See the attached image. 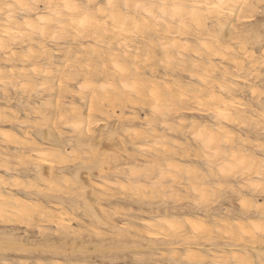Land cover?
<instances>
[{"label": "bare ground", "instance_id": "1", "mask_svg": "<svg viewBox=\"0 0 264 264\" xmlns=\"http://www.w3.org/2000/svg\"><path fill=\"white\" fill-rule=\"evenodd\" d=\"M41 4H43L42 9L40 7ZM263 5H264V0H0V89L3 92L2 94H4V99L9 104L12 96L9 95L8 88L17 86V83L14 82L15 78H20V79L26 80L29 83L33 82V84H34V81H32V80H34L35 78L32 79L31 78L32 76L37 75V74H41L42 76L48 78L49 75H52V71L47 70L46 67H44V68L42 66L40 67L39 63L36 62V60L45 59L46 61H52V58H53L52 53L53 52L51 53V51L48 49L49 45L48 46L46 45V41L50 40V41L56 42V40L58 41L59 39H66L65 42H69L71 45H69V46L66 45L64 54H62V56L67 58V59H65V60L63 59L64 63H62V64L65 66L63 69H62L63 66L61 67V75L59 76L60 82H59V84L57 83L58 84V92L57 93H59L60 99H57V101H54L56 103V106H55V104H54V106L57 107L55 113H56V115H58V117H57L58 121H56V122H59V123L68 122L69 123V122L73 121V122H75V124L73 125L74 128H76L75 130H78V131L80 130V132H82L83 128L85 129V127H87L88 124H91L92 120L88 121V119L91 117H94L93 116L94 113L109 116L108 115L110 112L109 109H111V111L113 110V112L115 114L116 110H114V109L116 108L117 105L132 106V103L134 104L135 100L137 101L138 99L140 101H143V102H146L149 104L150 103L153 104V105L151 104L153 114L152 115H146L145 114V116L143 118V120H144L143 125L145 126V130H141V131L137 132L136 135H134V136H136V139L141 140V142H142L141 145L143 147L145 146L147 139H149V140L151 139L150 141L153 142V144H151V142L149 141L151 145H154V143H155V145L157 146V144H158L159 147L157 146V148H156V146H155V148H156L154 150L155 152H147V153H141V154L140 153L139 154H133L132 153V155L125 152L126 158L128 160L132 161V166L128 170L131 181L133 180V181L137 182L138 179L141 177L140 174L142 172H143L142 177L144 178V180H146V179L149 180L148 178H150V175H149L150 172L157 171V173H159V175L161 176V177H158V179L159 180L161 179L160 183L162 184V178H163L162 176H164L163 179H165L166 176H170L172 174L171 173L170 175L168 174L166 176L164 175L166 173V170L168 171L169 169H171L170 170L171 172H172V170H178V172H179V170L182 171L185 168V171H187V173L191 170V174L192 173L194 175L196 174L194 171L195 169L193 170V168H196L197 166H195L193 168L190 167V164H189L190 160L187 163L189 165H183V160H179V158H182V157H184L185 159L190 158L189 151H191L190 147H191L192 142L190 141V143H187L182 137V141L183 140L185 141V142L183 141V145L185 143H187V144H189V146H182V144L180 143V140H179V143L177 142L178 141L177 138H176V142L174 140H173L174 142L172 141L175 144L172 143V145H169L168 144L169 143L168 138L170 136L167 135L168 133H166V131H163V133H160L156 127L158 124H160V125L168 128V130L173 129L172 131H175V133H177L176 131L179 130V133L181 132L182 134H185V131H187V129H188L186 127H187V124L189 123V121H190L189 127H191V128H189V130L191 129L194 132V136H195L192 138H195V140L197 139L201 142L200 144L196 143L199 145H198V147H196L198 149L195 150V153H196L195 155L197 157H200V160L204 163L206 169L208 170V173L210 174V177L215 176L217 173L218 174L224 173L222 175V176H224L225 175L224 169L225 170L228 169L227 171L229 172V171H232L233 169H235L234 167H238V166L246 168L251 173H253V171H254L256 173V175L262 176L264 174V157H262L263 155H260V153H259V155L263 159H259L260 156L256 157V155L253 153L254 152L253 150L256 149L255 147L253 150L251 148H249L253 151L252 153H250L249 149L248 150H246L244 148L242 149L241 144L239 143L240 141L239 142L237 141L236 135L233 132L234 129L233 128H232L233 130L230 129L231 131L228 130V128L226 126L227 124L224 125V123H231L232 124L233 122L238 123L239 121H243V120H246V123H247L248 119H250V117L253 116V112L249 109V105L247 106L248 108L244 107L245 104L241 101V100H243L242 98H244L245 96H243L241 99L236 98V93L237 92H239V93L243 92L244 85H245V87H247V86H246V84H244L242 87H240V86L238 87V85H236L237 83H235V81H234V78H236L238 80L242 79V81L244 80L246 82L251 78V74L248 75L247 73L250 70V68H252L254 66L253 64L255 62H256L255 67L257 69L255 71H252V73L261 69V66L264 67V61L263 62L261 60H260L261 62L258 61L259 59H262V57H264L262 55V51H261V49H264L263 48L264 46L260 45L261 39L259 38L260 37L259 33H257V27H252L251 24H248V25L246 24V23H248L247 22L248 19H251V17L253 16L252 13L259 11L260 9L264 8ZM226 19H228V21H230V19L233 20L232 23L230 22V27L226 26V24H225ZM224 26H226L225 29L222 28ZM253 37H255V43L259 44L261 47L256 48V50L253 51V50H250L252 47L251 46L249 49L250 52H248V48H247L248 45L246 46V43L247 44H249V43L246 40L251 39ZM261 38H262V36H261ZM85 42L87 44H90V45H88V50H85L87 52V58L89 56V59L91 61L96 60V62H99V64L97 66H95L94 70L91 69L92 66H91V68H90V66L88 68V66L86 67L85 65H83L84 63H82V61L80 60V57H81V59H82V57H84V56H80L82 49L81 50L77 49L74 51V49H73L74 46L72 47V44L75 43V45H77L78 48H80V47L83 48L82 46L85 44ZM88 42H91V43H88ZM59 44L56 47H58ZM52 50H54V49L52 48ZM58 50H59V48H58ZM251 51H253V52H251ZM257 51L258 52L261 51L260 54H257L258 53ZM55 53L56 52H54L53 54H55ZM238 53H239V55H236ZM59 54H60V52H59ZM82 54H83V52H82ZM83 55H85V53ZM243 55H244V57H246L244 59L246 61H248V63L252 64V67H250L249 69H248V66H246V64L244 63ZM234 56H238V58L239 59L241 58L242 60L238 59L239 60L238 61L237 57H234ZM186 57H188L190 60H187L188 58H186ZM56 58H58V57H56ZM216 58H221L222 60H228V61L231 59L232 60L231 62H233V66L235 67L234 70L236 69V74L231 70V67H229L227 65L225 66L223 64L224 66H221V64H219V62H218L219 65H217L216 62L214 61ZM233 58H236V61H234ZM69 59L70 60L73 59L74 62L70 63L71 61H69ZM85 59H86V57H85ZM218 61H221V60H218ZM84 62H86V61H84ZM2 63L9 65L7 67L8 69H5L4 68L5 66H3ZM28 63L30 64V70L33 72L34 75H30L32 72L30 73V70L28 69L29 67L26 68V64H28ZM92 63H95V61ZM92 63H90V64H92ZM250 64H249V66H250ZM87 65H89V64H87ZM233 66H232V68H233ZM246 67H247L248 71L245 70ZM56 68L58 69V67H56ZM240 70H243V72ZM238 71H240V72H238ZM181 72H186L188 74L187 75L188 77H190L191 79L195 78L198 80V82H196V83L194 81H192V82H194L193 88L188 87L189 83L186 82L187 83L186 84L184 82V80H182L183 76H182V74H180ZM261 73H263V72H261ZM259 74L257 75V72H256V77L254 79H256V78L260 79V77H262V76ZM57 75H58V73H57ZM174 75H177V78H175ZM80 76H82V80L78 81V85H79L78 86V93H79V96L81 98L80 101H82L83 103H87V100L89 101V107H88L89 114L87 115V117H89L88 119H85L83 112L81 110H79L77 106H75V102L73 100L67 102L64 99V97H66V94L72 93V91H73V89H69V81L78 80ZM97 76H104L107 79H106V81H102V79H101L102 83H100V85L99 84L97 85L96 83L91 82V80H93ZM249 76H250V78H249ZM252 76H253V74H252ZM170 77H174V79H172V80H175L173 82H176V85H177V87H176V85L174 84L175 89L173 87V83L171 84V83L166 81ZM184 78H185V76H184ZM52 79H53L52 82H55L53 77H52ZM89 79H90V81H89ZM160 79H161V81H163L162 79H165L164 81H166V82L161 83ZM191 79H188V80H190V83H191ZM58 80H59V78H58ZM38 81L40 83H42L43 80L40 81L38 79ZM46 81L44 80V82L47 84ZM168 81L171 82V80H168ZM249 81H251V80H249ZM27 82H25V83H27ZM107 82L109 83L108 84L109 86H106ZM260 82H258V83L260 84ZM35 83H37V81ZM250 83L252 84L253 82H250ZM258 83H256V85ZM42 84H44V83H42ZM31 85H29V86H31ZM249 85H248V87H249ZM23 86H22V88H23ZM39 86H40V84L38 85V87ZM41 86H43V85H41ZM47 86H44V87H47ZM251 86L249 88H251ZM44 87L42 88L43 90H44ZM53 87H54L53 85H50L49 88L48 89L46 88V89L50 90V92H51L53 90ZM16 88H14V90H16ZM259 88H260V86H259ZM23 89H22V91H23ZM39 89L32 88V90H30L28 92L26 90H24V91H26L25 93L28 94L27 98L26 99L22 98V97L18 98V101L21 103L20 106H22V107L27 106V108L29 110H31L30 112L35 114V115H38L39 113H41V111H43V110L40 111V109L36 106V103L34 102L35 99L33 100V98H32L35 96L38 97V95L40 96L41 93L39 92ZM262 89H263V87H262ZM250 91L252 92V94L254 96L256 95V98H258V100H260V95H262V94L264 95V90L261 91V89H260V91H259V89L256 88V86H255V88L254 87L251 88ZM241 94H243V93H241ZM49 96H50V94H49ZM51 98L54 99L53 96H51ZM256 98H253V99L256 100ZM191 99L193 102H195L197 104L195 106H198L196 111L199 112L200 114H202L201 116H204V115L210 116L211 120L212 119L214 120V123L210 124L211 122L207 123V122H204L203 120L198 121V122L195 120L191 121L192 113L189 111H191L192 109H190L189 111L187 110V109L193 107V106H190V107L188 106L189 102L190 103L192 102ZM261 99H263V98H261ZM178 101L180 103L179 105H181V106H180V108L177 107L178 109L175 111L176 116H172L173 115L172 112L176 108L175 103ZM187 101H189V102L187 103ZM51 104H50V106H52ZM251 104H252V102H251ZM258 104L264 109V104H260V103H258ZM43 105L46 106L47 104L45 103ZM173 105L175 107H173ZM176 105L179 106L178 104H176ZM189 105H191V104H189ZM250 106L254 107V105L253 106L250 105ZM4 108H6V107L4 106ZM43 108H44V106H43ZM41 109H42V107H41ZM120 109H122V108L120 107ZM132 109H134V108H132ZM251 109H253V108H251ZM255 109H257V108H255ZM142 110L144 111L145 108ZM184 110H185V112L188 111L187 113L191 114L189 117L190 120L188 121V123L186 121H184V118L186 116L183 113ZM257 110H259V109H257ZM194 112H195V110H194ZM55 113H53V114H55ZM144 113H145V111H144ZM116 114H118V113H116ZM126 115L129 116V113ZM126 115H125V117L123 115L122 116L119 115V117L116 116L119 118V121L118 122L114 121L115 124L116 123L119 124L120 122L123 123V122H125L126 119H129V120L132 119V121L128 120L130 123H132L137 119L139 120V118H140L138 116L127 117ZM261 115L264 116V113ZM27 116L30 117L29 114H27ZM198 116H200V115H198ZM45 117L46 116H44V118ZM173 117H176V120L179 119V121H177L179 123L178 124L179 127L178 126L174 127L175 126L174 124H176V121L171 122ZM254 117L255 116H253V118ZM51 118H53V117H51ZM71 118L73 120H71ZM192 119H193V117H192ZM186 120H188V119H186ZM5 121H11V122L19 125V127L24 126L26 129L25 128L22 129V135H24V136H21V135H18L17 133L15 134L14 132L10 133V131H9V134L4 133L5 132L4 128L2 130L0 128V131H3V132H0L1 133L0 135L3 136V140H0V166H2V169L5 168L4 170L9 172V174L7 176L0 174V217H5L6 215L15 213V214L24 215L25 217H27L31 221V220H33V217H34L33 212L36 210L34 208V206L36 204L33 205L34 203L32 200V195H37V196H41V197L44 196V198L45 197H47V198L52 197L54 195L52 193H49L50 191L48 192L47 190H53V191L58 190V191H60L61 190L60 183L61 182H68L70 180V178H68L66 175L68 169L64 168V167H57L56 163H55L56 160L58 163H65L66 162L65 161V159L67 157L66 152L70 151V150L66 151V149H67V148H65L66 145H70L71 146L70 148H72L71 151L72 150L74 151V149L76 147H81L82 145L85 146L86 144L83 142L82 139L80 140L79 137L74 138V139L68 138L65 141L51 139L49 137V135L52 134L53 131L52 132L49 131L50 132L49 135L48 134L46 135V133H45L44 136H42L43 134L42 135L40 134L42 137L40 135L38 136L37 134L40 131L39 132L37 131L38 133H34L35 131L33 132L31 129L37 128L38 127L37 124H40L38 121H40V120L35 121V122L33 121V123H30V124L28 123V121H21L20 116H18L17 114L16 115L15 114L10 115V114H7V112H4L2 104L0 103V122H5ZM50 121H49V125L52 123V122L50 123ZM52 121H54V120H52ZM99 122H101V121H99ZM25 123H26V126H25ZM85 123H87V124H85ZM67 124H66V126H67ZM70 124L71 123H69V125ZM115 124H113V125H115ZM132 124H129V125H132ZM263 124L261 123L262 126H264ZM102 125H100V126H102ZM250 125L253 128L258 126V124H256V126H254L252 124H250ZM100 126H99V128H100ZM105 126H107V125H105ZM242 126H244V125H241V127ZM70 127H72V126H70ZM119 127H124V126H121L119 124ZM119 127L117 126V128H119ZM133 127H135V126H133ZM133 127L132 126L126 127L125 130H127V128L129 130H132ZM244 127H246V126H244ZM124 128H122V129L120 128V129L123 131ZM174 128H175V130H174ZM185 128H186V130H185ZM255 129L256 128H254L253 131ZM7 130H8V128H7ZM125 130H124V132H125ZM129 130H128V132H125V133H129L130 132ZM137 130H139L138 127H137L136 131ZM257 130H258V128H257ZM243 131H245V130H243ZM99 132H101V131H99ZM235 132H236V130H235ZM179 133H178V135H179ZM236 133H238V131ZM99 134H101V133H99ZM99 134L97 136H99ZM133 134H135V133H133ZM59 135H61V134H59ZM92 135H94V134H92ZM112 135H113V132L112 133L110 132V136H109V134H106L105 137L111 138ZM114 135H116V134L114 133ZM114 135H113V137H114ZM171 135H172V133H171ZM249 135L250 134H248L246 136H249ZM80 136H83V134ZM59 137H61V136H59ZM107 138H106V140H107ZM118 138H119V136H118ZM120 138H124V137H120ZM240 138L244 139L243 135H242V137L240 136ZM261 138H263V137H261ZM58 139H60V138H58ZM115 139H116V136H115ZM115 139H113V140L116 141ZM136 139L132 140V142H130V141H128V142L132 143L133 146L137 144L138 148L141 149L142 146L140 145V141L138 144V142L136 143V141H135ZM174 139H175V136H174ZM253 139H251V140L253 141ZM188 140H189V137H188ZM251 140H249V142ZM224 141H225V144L227 145L226 149H225L226 145H224V148L221 145V143ZM1 142L4 143L6 149L1 146ZM117 142H116V144H118V145L120 143V145H121L120 148H122L124 151L128 152V143L126 141L121 140V141H117ZM149 142H148V144H149ZM260 142H258V143L256 142V143L259 144ZM106 143H108V142H106ZM130 143H129V145H130ZM246 143H248V142H246ZM263 144L264 143H262L260 146L261 149H264ZM44 145H49V149L52 152L48 153L45 150H42L41 148ZM106 146H107V144H106ZM146 146H148V145H146ZM175 146H177V147L179 146L182 149H178ZM88 147H90V146H88ZM149 147H151V146H149ZM242 147H243V145H242ZM260 147L258 149H260ZM116 149H118V148H116ZM192 149H195V147ZM180 150L182 153H184V155L180 156L181 155L179 153ZM260 152H262V150ZM95 153H96V151H95ZM73 154H75V152ZM52 156H54L56 159H54V158L52 159ZM90 156H92V155H90ZM113 157L115 158V156H113ZM119 157H121V156H119ZM193 157H195V156H193ZM74 160H72L73 163H74ZM14 161L19 163V164H21V163L32 164V166H33L32 170H36L37 179L39 181H41L42 183L44 182L46 187L41 188L40 187L41 185L38 186L39 183L33 182L30 180V178H28L30 176V175H28V172L30 171V169H27V170L20 173L19 172L20 169L17 170L18 167L16 168L15 166H12ZM193 161H194V159H193ZM198 162L200 163V161H198ZM191 163L194 164V162H191ZM199 163H197V164H199ZM43 164L44 165L47 164L49 166V168L47 167L49 170V172H48L49 176L48 177L44 176V173H43L44 170L43 171L40 170V168ZM84 164H86V163H84ZM84 164L82 163V165H84ZM86 165H88V164H86ZM90 165L92 166V164H89V168L91 167ZM200 165H202V164L200 163ZM97 166H99V164H97ZM82 167L79 169H82ZM240 167H238V168H240ZM92 168L98 169V167H95V166ZM99 168H100V166H99ZM238 168L236 170H238ZM100 169L98 170L101 172V173L99 172L100 173L99 177L106 182L108 181L109 183L111 180V179L110 180L108 179L110 175L115 177V179H118L117 177L119 176V174H121L125 171V170L124 171L120 170L119 165H117V166L113 165L108 170H105L106 168L104 169V167H102ZM199 169L201 171H203L202 168L198 167V170ZM241 169L242 168H240L239 170H240V173L243 175V173H245V172L242 173L243 169L242 170ZM198 170H196V171H198ZM147 171H149V172H147ZM170 171H169V173H170ZM192 171H194V172H192ZM233 171H235V170H233ZM233 171H232V173L231 172L230 173L235 178V175L233 173H235L236 171L235 172H233ZM238 171H237V173H238ZM244 171H245V169H244ZM45 173H46V171H45ZM180 173L182 174V172H180ZM185 173L186 172H184V174ZM201 173L203 174L205 172H201ZM184 174H183V176H184ZM198 174H200V173H198ZM198 174H196V175H198ZM175 175L173 174L174 177H177ZM194 175H193V177H194ZM196 175H195V177H196ZM226 175L230 176L229 174H226ZM252 175H254V178H255V174H252ZM170 177L173 180V177L172 176H170ZM256 177L257 178H255V180L259 179L258 176H256ZM22 178H23V180H22ZM24 178H26V179H24ZM212 178L211 179L209 178L210 180L208 179V181L206 180V182H203L207 178H205V177L201 178V176H200V181L203 179V181H202L203 184L206 183L204 186H206L207 183L208 184L210 183V185L212 184V186H214V184H215V187H221V184L226 182L225 181V182L221 183L220 186H217L218 183L221 182L220 181L221 178L219 180L215 178V181L212 180ZM217 178H219V177H217ZM243 178H242V180H243ZM106 179H108V180H106ZM155 179H157L156 176H155ZM177 179L182 180V178H178V177H177ZM247 179L248 178H245L246 182L248 181ZM93 180H94V178H93ZM153 180H154V178H153ZM175 180L176 179H174L173 181L176 182ZM187 180H189L188 177H187ZM255 180L253 182H256ZM262 180H264V178H262L261 181ZM87 181H89V180H87ZM200 181H197V183ZM141 182L142 181H140V183ZM89 183H87V184H89ZM92 183H94V181ZM92 183H91V186H92ZM99 183H101V182H98V185H96V186H100L101 184H99ZM155 183L157 184V182H155ZM188 183H191V181ZM249 183L250 182L248 181L246 184V187L253 185L252 183L249 185ZM260 183H259V185H262ZM262 183H264V182L262 181ZM117 184H119V183H117ZM129 184H130V181H129ZM139 184H136V186ZM143 184H144V182L140 185L141 188H142ZM146 184H144L145 186L143 185L145 188H146ZM151 184L155 185V187H156V184H154V183H151ZM229 184L230 183L228 182V187H229ZM240 184H243V182ZM244 184L241 186L239 185V187L243 186L242 188H244ZM109 185L113 186V183L112 184L110 183ZM122 185H123V183L121 184V188L124 187V186L122 187ZM163 185H161L160 188ZM169 185H171V182ZM193 185L194 184L191 183V186H193ZM230 185H232V184H230ZM257 185H255V187ZM91 186L89 184L88 187H91ZM103 186H104V184H103ZM223 186H224V184H223ZM72 187H73V185H72ZM101 187H102V185H101ZM129 187H131V185ZM215 187H212V188H215ZM260 187H262V186H260ZM12 188L22 189V191L25 192L26 197L23 198L22 196H19L17 193H13L11 191ZM112 188H114V187H112ZM124 188H126V187H124ZM138 188H140V187H138ZM164 188L166 189V186L165 187L163 186L161 188V190H164ZM171 188H174V187H171ZM233 188L234 187L232 186V190H233ZM110 189H108V192L110 191ZM194 189L192 188L193 191H194ZM219 189H221V188H219ZM229 189H230V187H229ZM250 189H253V188H250ZM87 190H88V188H87ZM214 190H212V193ZM75 191H76V189H75ZM133 191H136V189ZM196 191H197V189L195 190V192ZM202 191H203V189H201V195L200 196L203 195ZM234 191L235 190H233L232 193ZM238 191L240 192V189ZM259 191H260V189H259ZM197 192L200 193V190H198ZM204 192L207 193L206 191H204ZM209 192H211V191L209 190ZM209 192H208V194H209ZM205 193H204V195L206 196ZM251 193H253V192H251ZM258 193L260 194L261 192H258ZM258 193L256 192L255 194H258ZM164 194L168 195V192L167 193L165 192ZM170 194H172V192L169 193V195ZM249 194H250V192H249ZM85 196H86V194H85ZM139 196H141V195H139ZM241 196H242V194H241ZM60 197H62V196H60ZM207 197H208V195H207ZM243 197H244L243 200L246 203L245 199L249 200V197L248 198H245L247 196H243ZM202 198H205V197L202 196ZM242 198L240 199V201H242ZM39 199H41V198H39ZM103 199H105V198L102 197V201H103ZM57 200H59V199H57ZM82 200L84 201V199H82ZM120 200L122 201V199H120ZM134 200H137V199H134ZM200 200H201V198H200ZM86 201L89 202V200H87L85 198V202ZM95 201H97V200H95ZM140 201H142V199ZM197 201L198 200H196V202H194V203H197ZM254 201L255 200H253L252 202H254ZM88 202H86L85 204L89 205V203H91V202H89V203ZM142 202H144V201H142ZM142 202H140V203H142ZM199 202L201 205L203 204V203H201V201H199ZM205 202L207 204V201H204V203ZM35 203H37V202H35ZM208 203H209V201H208ZM227 203H230V202H227ZM263 203H264V199H263ZM263 203H262V206H263ZM38 204H40L39 200H38ZM56 204H58V203H56ZM149 204H151V202H149ZM160 204H161V202H160ZM206 204H204V205L206 206ZM241 204H244V203L242 202ZM246 204H248V202ZM74 205H76V204H74ZM147 205H148V203H147ZM154 205H156V204H154ZM159 205H158V208H160ZM204 205H203V207H204ZM92 206H93L92 210L95 211L96 210V209H94L95 206L94 205H92ZM233 206H235V205H233ZM259 206H261V204H259ZM35 207H37V206H35ZM116 207H118V206H116ZM244 207H247V205L244 204L243 208ZM44 208H45V206H44ZM73 208H75V207H73ZM81 208L82 207L80 206V208H78V209L80 210ZM99 208H100V206H99ZM248 208H250V207L248 206ZM248 208H246V209L248 210ZM130 209L133 210L132 208H130ZM206 209H208V208H206ZM226 209H227V207H226ZM85 210H87L86 207H85L84 211ZM258 210L259 209H256L257 212H258ZM56 211H57V209H56ZM74 211L75 210H73V212ZM100 211H102V209ZM158 211L159 210H157V212ZM235 211H237V210H235ZM85 212H87V211H85ZM97 212L98 211L96 210V213ZM204 212H206V211H204ZM239 212L243 213L242 211H239ZM53 213H55V212H53ZM124 213H126V212L124 211ZM165 213H167V212H165ZM188 213H191V212H188ZM65 214H67V211ZM91 214H92V212H91ZM105 214H106V212H105ZM216 214H218V213L216 212ZM234 214H236V213H234ZM61 215H63V213L59 214L56 217H54L55 215H52V216L49 215L46 211H42L40 213V216L43 219H48V221L56 222L57 223V224H55L56 227L58 226V224H60L59 227H61V225L63 226V222H64L65 218H64V215L63 216H61ZM67 215L69 216L70 214L68 213ZM67 215H65V216H67ZM93 215H94V213H93ZM110 215H111V213H110ZM115 215H116V212H115ZM152 215H154V213ZM70 216H74V215L72 214ZM105 216H107V215H105ZM112 216L114 217V215H112ZM233 216H235V215H233ZM248 216L250 217V214H248ZM153 217L151 216V218H153ZM185 217H187V216H185ZM68 218H70V217H68ZM75 218H76V216H75ZM105 218H103V219H105ZM159 218L160 217L158 216V218H157L158 220L155 221L156 220L155 219L154 220L155 222L154 221L149 222L147 220L148 218L147 219L143 218V219H144V222H145V220H147L146 225L149 228H155V226L159 225ZM226 218H228V217H226ZM160 220H161V218H160ZM257 220H258V218H257ZM2 221H3V219H2ZM113 221L114 220H111V222H113ZM185 221H186V224L191 225V221L189 219H185ZM227 221H225L226 224H228V222H230V221H228V222ZM262 221L263 220H261V222L258 221V223H256V224H259V223L262 224ZM83 222H85V221H83ZM161 222H162V220H161ZM213 222H216V221L213 220ZM248 222L250 223L249 220H248ZM252 222H254V221H252ZM255 222H257V221L255 220ZM91 223H92V221H91ZM124 223L127 226L126 222H124ZM172 223H173V221H172ZM178 223H180V222H178ZM244 223L242 221V218H240L238 223H237V228L239 230L238 233H240V231H241V233L244 232V234H245V232L247 230L245 224L247 222L245 224ZM99 224L100 223H98V225ZM166 224H167L166 226H169L168 223H166ZM162 225H164V224H162ZM173 225H174V223H173ZM262 225L264 226V223ZM253 226L251 225L252 228H254ZM39 227L43 229V227L38 226V228ZM161 227L162 226H160L158 231L161 229ZM174 227H175V225H174ZM207 227L208 226H206L205 227L206 229L204 228V230H209V229H207ZM227 227H226V229H227ZM229 227L233 228L230 225H229ZM251 227H250V229H251ZM180 228H181V226H180ZM256 228H258V227H256ZM256 228H254V231H256L255 230ZM64 229H66V228H64ZM163 229L164 228H162L161 231L164 232L165 230H163ZM250 229L248 230L249 232H251ZM263 229L264 228H262V231H263ZM69 230H72V229H69ZM69 230H68V232H69ZM118 230H120V229H118ZM201 230L203 231V228ZM228 230H227V232H228ZM46 231H47V229L45 230V232ZM50 231L51 230H49L48 232H50ZM158 231H156V232H158ZM198 231H199V229H198ZM220 231H223V230L220 229ZM78 232H76V233H78ZM206 232H209V231H206ZM230 232H234V230L230 231ZM230 232L228 234H230ZM249 232H247V233H249ZM174 233H172V234H174ZM221 233H223V232H221ZM56 234H58V232ZM153 234H154V232H153ZM161 234L162 233H160V235ZM180 234L183 235L182 232ZM206 234H207V236H209V233H206ZM231 234H230V236H231ZM158 235H159V233H158ZM158 235L156 234V236H158ZM202 235H204V234H202ZM226 235H227V233H226ZM235 235L233 234L234 237H235ZM165 236H167V235H165ZM195 236H196V234H195ZM233 236H232V239H234ZM161 237H162V235H161ZM236 237H237V235H236ZM241 237H243V236H241ZM250 237H252V236H250ZM255 237H257V236H255ZM238 238L239 237H237L236 239L238 240ZM241 239H243V238H241ZM150 240H151V238H150ZM160 240H163V239L161 238ZM173 240H172V243H173ZM209 240H210V238L206 241H209ZM188 241L190 243V239L187 240V242ZM166 242L171 243V241H166ZM174 242H176V241H174ZM179 242L181 244V242H183V241L181 239H179L176 243H179ZM150 243H153V240ZM163 243H164V240H163ZM235 243H233V244H235ZM126 244H127V248H128L129 244L128 243H126ZM132 244L130 243V245H132ZM197 244H199V242H197ZM197 244H193V246L197 245ZM237 244L238 243H236V245H235L236 247L238 246ZM184 245H185V243H184ZM209 245H211V244H209ZM103 246H105V245H103ZM110 246L112 248V245H110ZM134 246H135V243H134ZM202 246H204V245L201 244L200 247H202ZM230 246H227V247H230ZM235 246L233 245V247H235ZM56 247H57V245H56ZM56 247H54V248H56ZM139 247H141V246H139ZM150 247H152V246H150ZM218 247H220V246H218ZM223 247H225V246H223ZM60 248H62V247H60ZM127 248H125V249H127ZM129 248H130V246H129ZM135 248H138V247L137 246L134 247V250H135ZM144 248L148 249L147 246ZM207 248L210 249L209 247H207ZM247 248H248V246H246V249ZM141 249H143V247H141ZM252 249H254V248H252ZM52 250H53V248H52ZM161 250L159 249V251H161ZM193 250L194 249L192 248L191 252ZM223 250H225V249H223ZM103 251L104 250H102L101 252H103ZM164 251L165 250H162L161 254ZM247 251H248V249H247ZM258 251H257V253H258ZM35 252H37V251H35ZM55 252H56V254H59L58 251H55ZM55 252H54V254H55ZM64 252H65V250H64ZM70 252H74V251H70ZM75 252H74V254H75ZM212 252H213V250H212ZM84 253H85V251H84ZM94 253L92 252V254H94ZM153 253L155 254V252H153ZM197 253H199V252H197ZM218 253H220V252H218ZM218 253H217V255H218ZM65 254H67V253L65 252ZM80 254H81V252H80ZM89 254H91V253H89ZM95 254H99V253H95ZM190 254L191 253H189V255ZM192 254H194V253L192 252ZM83 255H81V256H83ZM86 255H88V254H86ZM160 255L158 254V256H160ZM221 255H220V257H221ZM243 255L244 254H242V258H243ZM245 255H247V254H245ZM150 256H151V254H150ZM154 256H156V255H154ZM236 256L237 255L235 254V258H236ZM37 257H38V255H37ZM45 257H47V256L45 255ZM189 257L191 259H193V261L195 263L196 262L201 263L203 256L202 257L199 256L200 257L199 260H197L195 258L196 256H194V257L189 256ZM258 257H260V256H258ZM96 258H97V256H96ZM205 258L203 257L204 260H205ZM223 258H220L219 260L217 258V260H215V261H217L218 263H215V262L214 263L220 264L221 261L224 260ZM232 258H234V256ZM182 259H185V258L182 257ZM245 259H247V258H245ZM41 260H43V259H41ZM79 260H80V258H79ZM86 260H89V259L87 258ZM86 260H84V261H86ZM245 261L247 262V260H245ZM261 261H263V260H261ZM39 262L40 261H38V263ZM176 262L178 263L179 260L177 259ZM226 262H228V261H226ZM38 263H36V264H38ZM97 263L98 262H96V264ZM24 264H26V263H24ZM42 264H44V263H42ZM56 264H58V263H56ZM84 264H85V262H84ZM205 264H208V262ZM228 264H229V262H228ZM241 264H243V261L241 262ZM247 264H249V263L247 262Z\"/></svg>", "mask_w": 264, "mask_h": 264}, {"label": "rangeland", "instance_id": "2", "mask_svg": "<svg viewBox=\"0 0 264 264\" xmlns=\"http://www.w3.org/2000/svg\"><path fill=\"white\" fill-rule=\"evenodd\" d=\"M264 6V5H263ZM40 7H41V9H42V7H43V4H41L40 5ZM252 17H251V19H248V23H246L247 25L248 24H251L252 25V27H257V33H259V38L261 39V41H260V45L261 46H264V8H262V9H260L259 11H256V12H253L252 13ZM232 19H230V21H228V19H226L225 20V24H226V26L227 27H230V22L232 23ZM227 22V23H226ZM226 26H224V27H222L223 29H225L226 28ZM261 36H262V38H261ZM48 40V39H47ZM66 41V39H59L58 41L56 40V42L55 41H50V40H48V41H46V45L48 46V49L51 51V53L53 52H56L55 54H53L52 53V55H53V58H52V61H46L45 59H38V60H36V62H38L39 63V66L41 67H46V69L47 70H49V71H52V75H49V77L48 78H46V77H44V76H42L41 74H37V75H34L33 74V72L30 70V64L28 63V64H26V68H28L29 70H30V75H34V76H32L31 78L32 79H34V80H32V81H34V84H33V82H31V83H29V82H27L26 80H23V79H20V78H15L14 79V82H16L17 83V88L16 87H9L8 88V93H9V95H11L12 96V98H11V100H10V102H9V104H8V102H6V100L4 99V94H2L3 92L1 91V89H0V103L2 104V107H3V109H4V112H7V114H10V115H18V116H20V120L21 121H28V123L30 124V123H33V121L35 122V121H38V120H40V121H38L40 124H37V128H33V129H31L34 133H38L39 131L41 132H39L37 135L39 136L40 134L42 135V136H44L45 135V133H46V135L48 134L49 135V131H53L52 132V134H50L49 135V137L51 138V139H56V140H61V141H65V140H67L68 138H72V139H74V138H77V137H79L80 138V140L82 139L83 140V142L86 144L85 146H81V147H76L75 149H74V151L72 150L71 151V149L72 148H70L71 146L70 145H66V147L65 148H67L66 149V151H69V152H66V159H65V163H58L57 162V160L55 161V163H56V166L57 167H64V168H67L68 170H67V173H66V175H67V177L68 178H70V180L68 181V182H61L60 183V188H61V190L60 191H56V190H47L49 193H52L54 196H52V197H49V198H47V197H45L44 198V196H37V195H32V200H33V205H35V206H37V207H35L34 206V208L36 209L34 212H33V220H29L27 217H25L24 215H20V214H15V213H12V214H9V215H6L5 217H0V264H24V263H26V264H36V263H38V261H40L38 264H42V263H44V264H56V263H58V264H84V262H85V264H96V262H98L97 264H205V263H207L208 262V264L210 263V264H215V263H218L217 261H215V260H217V258H218V260L220 259V258H223L224 256V260L223 261H221V263L220 264H228V262H229V264H241V262L243 261V264H247V262L249 263V264H264V229H263V231H262V228H264V226L262 225L263 223H264V203H263V199H264V183H262V181L264 182V180H262L261 181V179L262 178H264V174L261 176V175H256V173L253 171V173H251L249 170H247L246 168H243V167H240V166H238V167H240V168H242L243 169V171H242V173L243 172H245V173H243V175L240 173V168H238V167H234L235 169H233V170H235V171H233V172H235V173H233L234 175H235V178H234V176H232L231 175V173H232V171H227L228 169H224V172H225V175L224 176H222L223 174H221V173H217L215 176H211L210 177V174L208 173V170L206 169V167H205V165H204V163L200 160V157H197L195 154V150L196 149H198V148H196V147H198V145L201 143L199 140H195V138H192V137H195L194 136V132L190 129L189 130V128H191V127H189V124H190V115L191 114H189V113H187L190 109H192L191 111H189V112H191L192 113V115H191V121H193V120H195V121H201V120H203L204 122H207V123H210V124H212V123H214V120L212 119L211 120V117L210 116H207V115H204V116H201L202 114H200L199 112H197L196 111V109H197V107L198 106H195V105H197L195 102H193L192 101V99H191V103L189 102V101H187V103L189 102V104H191V105H189L188 104V106L190 107V106H193V107H191V108H189V109H187L186 111L187 112H185V110H184V115H186L185 116V118H184V121H186L187 123H188V121H189V123L187 124V127L186 128H188L187 129V131H185V134H182L181 132L179 133V130L178 131H176L177 133H175V131H172V130H168V128H166L165 126H162V125H160V124H158L156 127H157V129H158V131L160 132V133H163V131H166V133H168L167 135L168 136H170L169 138H168V144L169 145H172V143L175 141L176 142V138H177V142L179 143V140H180V143L182 144V146H189V144H187V143H190V141L192 142V144H191V151H189V153H190V158H184V157H182V158H179V160H183V165H189L190 164V167H195V166H197L196 168H193V170L195 171V173L196 174H198V173H200V174H198V175H196V177H195V175L192 173L191 174V170L187 173V171H185V168L181 171V170H179V172H178V170H172V172L170 171L171 169H169L168 171L166 170V173L164 174L165 176L166 175H170L171 173V175L170 176H172L173 177V180L174 179H176L175 181L176 182H174L173 180H172V178L170 177V176H166L165 177V179H163L164 178V176H162L163 178H162V184L160 183L161 182V179L159 180L158 179V177H161L160 175H159V173H157V171H154V172H150V178H148L149 180H144V178L142 177L143 176V172L140 174L141 175V177L138 179V181L136 182V181H131V179H130V175H129V168L132 166V161L131 160H128L127 158H126V153H129V154H131L132 155V153L133 154H141V153H147V152H155L154 150L157 148V146H158V144H157V146L155 145V143H154V145H151V144H153V142L152 141H150L149 139H147L146 140V143H145V146L143 147L142 145H141V140H139V139H136V136H134V135H136V133L137 132H139V131H141V130H145V126L143 125L144 124V120H143V118H144V116H145V114L146 115H152L153 113V111H152V103H146V102H143V101H140L139 99V101L137 100H135V102H134V104L132 103V106H127V105H123V106H120V105H117L116 106V108L114 109V110H116V113H118V114H114V112H113V110L111 111V109H109L110 110V112H109V116H106V115H100V114H98V113H94V117H91V118H89V117H87V115L89 114V110H88V107H89V101L87 100V103H83L82 101H80L81 100V98H80V96H79V93H78V81L79 80H82V76H80L79 77V79L78 80H72V81H69V89H73V91H72V93H68V94H66V97H64V99L67 101V102H69V101H74L75 102V106H77L78 107V109L79 110H81L82 112H83V114H84V117H85V119H88V121L89 120H92L91 121V124H88V126L87 127H85V129L83 128V130H82V132H80V130L78 131V130H75L76 128H74V124H75V122H69V123H71L70 125H69V123L68 122H66V123H59V122H56V121H58V119H57V117H58V115H56V113H55V111H56V109H57V107H55L56 106V103L54 102V101H57V99H60V97H59V93H57L58 92V84H59V82H60V75H61V67H62V69L64 68V66L65 65H63L62 63H64V61H63V59L65 60V59H67V58H65V57H63L62 56V54H64V51H65V47H66V45H71L69 42H65ZM249 44H247L246 43V46H247V48H248V52H250V50H256V48H259V47H261L259 44H257V43H255V37H253V38H251V39H247L246 40ZM245 41V42H246ZM62 42V43H61ZM252 42V43H251ZM262 42V43H261ZM59 44V46L58 47H56L58 44ZM88 43H91V42H88ZM251 44V45H250ZM86 45V46H85ZM88 45H90V44H87L86 42H85V44L82 46L83 48H78V46L77 45H75V43H73L72 44V47H73V49H74V51L75 50H81V54H80V56H84V57H82V59H81V57H80V60L82 61V63H84L83 65H85L86 67L88 66V68H89V66H90V68H91V66H92V70H94V68H95V66H97L98 64H99V62H96V60H93V61H91L90 59H89V56H88V58H87V52L85 51V50H88ZM54 46V47H53ZM67 46V47H68ZM252 46V47H251ZM87 47V48H86ZM250 47H251V49H250ZM51 48V49H50ZM52 48L55 50H52ZM58 48H59V50H58ZM254 48V49H253ZM264 48V47H263ZM250 49V50H249ZM84 50V51H83ZM264 49H261V51H262V55L264 56V51H263ZM253 51H251V52H253ZM260 51V52H261ZM59 52H60V54H59ZM82 52H83V54L85 53V55H83L82 54ZM258 52V51H257ZM260 52H258L257 54H260ZM241 54V53H240ZM59 55V56H58ZM236 55H239V53L238 54H236ZM241 56V55H240ZM56 57H58V58H56ZM85 57H86V59H85ZM234 57H237V60L239 59L238 58V56H234ZM70 58V57H69ZM186 58H188V57H186ZM244 58H246V57H244V55H243V60H244V63L246 64V66H248V69L250 68V67H252V64H250V63H248V61H246ZM89 61H88V60ZM217 59V60H216ZM214 61L216 62V64L217 65H219V64H221V66H229V67H231V70L236 74V69L234 70V66H233V62H231L232 60L230 59L229 61L231 62H229L228 60H222L221 58H216ZM234 59V61H236V58H233ZM45 60V61H44ZM187 60H190L189 58L187 59ZM218 60H221V61H218ZM239 60H242L241 58L239 59ZM238 60V61H239ZM264 61V57H262V59H259L258 61ZM63 61V62H62ZM69 61H71L70 63H73L74 61H73V59H69ZM84 61H86V62H84ZM95 61V63H92V62H94ZM260 61V62H261ZM218 62H219V64H218ZM52 63V64H51ZM59 65H58V64ZM76 63V62H75ZM90 63H92V64H90ZM97 63V64H96ZM141 63V62H140ZM256 63V62H255ZM255 63L253 64L254 66V68L252 67V68H250V70L248 71V69H247V67H246V69L245 70H247L248 71V75L249 74H251V78H250V76H249V80H251V81H242V79L240 80H238V79H236V78H234V81H235V83H237L236 85H238V87L240 86V87H242L244 84H246V86L248 87V85H249V87L252 85L254 88H255V86H256V88H258L259 89V91H260V89H261V91L262 90H264V67H262L261 66V69H259L258 71H256L257 72V75L259 74V75H261L262 77H260V79H258V78H256V79H254L255 77H256V72H254V73H252V71H255L257 68L255 67ZM45 64V65H44ZM57 64V65H56ZM77 64V63H76ZM87 64H89V65H87ZM142 64V63H141ZM224 64V65H223ZM249 64H250V66H249ZM2 65L3 66H5L4 68L5 69H8L7 67L9 66V65H7V64H3L2 63ZM81 65V64H80ZM84 66V67H85ZM232 66H233V68H232ZM52 69H50V68ZM56 67H58V69L56 68ZM60 67V68H59ZM57 69V70H56ZM240 71H242L243 72V70H240ZM240 71H238V72H240ZM263 72V73H261V72ZM54 73V74H53ZM57 73H58V75H57ZM56 74V75H55ZM180 74H182V76H183V78H182V80H184V82L186 83H189V86L188 87H194V82L196 83V82H198V80L197 79H195V78H190V77H188L187 75V73L186 72H181ZM252 74H253V76H252ZM58 76V77H57ZM184 76H185V78L187 79H185L184 78ZM41 77V78H40ZM52 77L54 78V80H55V82H52L53 81V79H52ZM174 77L175 78H177V75H174ZM174 77H170V78H166L167 80V82H169V83H173V87H174V89H175V85H176V82H173V81H175V80H172V79H174ZM37 78V79H36ZM52 80H51V79ZM58 78H59V80H58ZM94 78V77H93ZM92 78V79H93ZM180 78V79H181ZM38 79L40 80V81H42V83H44V84H42V83H40L39 81H38ZM101 79H102V81H106V77H104V76H97V77H95L93 80H91V82L92 83H96L97 85L99 84L100 85V83H102V81H101ZM105 79V80H104ZM188 79H191V83H190V80H188ZM16 80V81H15ZM44 80L47 82V84L44 82ZM63 80V79H62ZM109 80V79H108ZM107 80V81H108ZM111 80V79H110ZM163 81H161V79H160V81H161V83H163V82H166V81H164L165 79H162ZM168 80H171V82L170 81H168ZM23 81V82H22ZM37 81V83H35ZM58 81V82H57ZM89 81H90V79H89ZM192 81H194V82H192ZM261 81V82H260ZM25 82H27V83H25ZM39 82V83H38ZM52 84H51V83ZM240 82V83H239ZM245 82V83H244ZM250 82H253L252 84L250 83ZM258 82H260V84L258 83ZM263 82V83H262ZM21 83V84H20ZM29 83V84H28ZM55 83V84H54ZM58 83V84H57ZM186 83V84H187ZM239 83V84H238ZM256 83H258L257 85H256ZM32 84V85H31ZM40 84V86L38 87V85ZM109 83L107 82L106 83V86H109L108 85ZM175 84V85H174ZM192 84V85H191ZM23 86V88H22V86ZM29 85H31V86H29ZM34 85V86H33ZM41 85H43V86H41ZM48 85V86H47ZM50 85H53L54 87H53V90L50 92V90H47L48 88H49V86ZM197 85V84H196ZM262 85V86H261ZM21 88H19V87ZM27 86V87H26ZM44 86H47V87H44ZM56 86V87H55ZM251 86V88H253ZM258 86V87H257ZM259 86H260V88H259ZM44 87V90L42 89ZM176 87H177V85H176ZM247 87H245V85H244V90H243V92H241V93H243V94H241V93H239V92H237L236 93V98H242L243 96H245L244 98H242L243 100H241L244 104V107H247L248 105H249V109L253 112V116H255L254 118H253V116H251L250 117V119H248V121H247V123H246V120H243V121H239L238 123H224V125H226L227 126V128H228V130H230V129H232L233 130V132L235 133V135H236V139H237V141L241 144V148L243 149H246V150H248L249 148H251L252 150L254 149V147L256 148V149H254L253 151L251 150V149H249V151H250V153H254L255 155H256V157H259L260 155H263L262 157H264V149H261V144L262 143H264V126H262L261 125V123L263 124L264 122V116L263 115H261V114H263L264 113V109L258 104V103H260V104H264V95L262 94V95H260V100H258V98H256V95L254 96L253 94H252V92L250 91L251 90V88H247ZM262 87H263V89H262ZM14 88H16V90H14ZM28 88V89H27ZM32 88H36V89H39V92L41 93L40 94V96L38 95V97L37 96H35V97H32L33 98V100L35 99V103H36V106L40 109V111L41 110H43V111H41V113H39L38 115H35V114H33V113H31L30 111L31 110H29L28 108H27V106H20L21 105V103L18 101V98L19 97H22V98H27V93H25L26 91L28 92V91H30V90H32ZM47 88V89H46ZM22 89H23V91H22ZM247 89V90H246ZM24 90H26V91H24ZM49 92V93H48ZM246 92V93H245ZM248 92V93H247ZM25 93V94H24ZM57 93V94H56ZM22 94V95H21ZM49 94H50V96H49ZM53 94V95H52ZM55 95V96H54ZM51 96H53L54 97V99H52L51 98ZM239 96V97H238ZM249 96V97H248ZM251 96V97H250ZM253 96V97H252ZM56 97V98H55ZM235 98V99H236ZM252 98V99H251ZM253 98H256V100L255 99H253ZM261 98H263V99H261ZM245 99V100H244ZM248 100V101H247ZM251 100V101H250ZM44 101V102H43ZM53 103H52V102ZM260 101V102H259ZM251 102H252V104H251ZM254 102V103H253ZM7 103V104H6ZM47 104L46 106L45 105H43V104ZM49 103V104H48ZM52 103V104H51ZM194 103V104H193ZM50 104L52 105V106H50ZM54 104H55V106H54ZM152 104V105H151ZM176 104H180L179 103V101L178 102H176L175 103V106H176V108L174 109V111L172 112L173 113V115L172 116H176V114H175V111L178 109V108H180V106L181 105H179V106H177ZM88 105V106H87ZM250 105H254V107H251ZM4 106L6 107V108H4ZM43 106H44V108H43ZM54 106V107H53ZM87 106V107H86ZM134 106V107H133ZM174 105H173V107H175ZM258 106V107H257ZM41 107H42V109H41ZM53 107V108H52ZM120 107L122 108V109H120ZM137 107V108H136ZM145 108V113H144V111L142 110V109H144ZM178 107V108H177ZM253 108V109H251V108ZM261 107V108H260ZM10 108V109H9ZM12 108V109H11ZM132 108H134V109H132ZM148 110H147V109ZM248 108V107H247ZM255 108H257V109H259V110H257V109H255ZM6 109V110H5ZM24 109V110H23ZM87 109V110H86ZM151 111H150V110ZM120 110V111H119ZM194 110H195V112H194ZM14 111V112H13ZM119 111V112H118ZM136 111V112H135ZM197 112V113H196ZM263 112V113H262ZM19 113V114H18ZM53 113H55V114H53ZM129 113V116H127L126 114H128ZM186 113V114H185ZM259 113V114H258ZM27 114H29V116L30 117H28L27 116ZM31 114V115H30ZM200 115V116H198V115ZM119 115H123L124 117H125V115L127 116V117H132V116H138V117H140L139 118V120L137 119V120H135L134 122H132V123H130L129 121H132V119H126L125 120V122H123V123H119L121 126H126V127H133V126H135V127H133L132 128V130H129L128 128H127V130H125L126 129V127L124 128V127H119V124L118 123H116L115 124V122H118L119 121ZM196 117H194V116ZM198 117H197V116ZM43 116V117H42ZM44 116H46L45 118H44ZM116 116H118V117H116ZM188 116V117H187ZM261 116V117H260ZM51 117H53V118H51ZM56 117V118H55ZM192 117H193V119H192ZM202 117V118H201ZM51 118V119H50ZM116 118V119H115ZM175 118V119H174ZM195 118V119H194ZM204 118V119H203ZM206 118V119H205ZM46 121H45V120ZM186 119H188V120H186ZM252 119V120H251ZM262 119V120H261ZM51 120V121H50ZM52 120H54V121H52ZM71 120H73L72 118H71ZM94 120V121H93ZM105 120V121H104ZM129 120V121H128ZM49 121H50V125H49ZM99 121H101V122H99ZM115 121V122H114ZM174 121H176V124H174L173 126L174 127H179V123L177 122V121H179V119H177L176 120V117H173L172 118V120H171V122H174ZM48 122V123H47ZM87 122V121H86ZM257 122V123H256ZM68 123V124H67ZM93 123V124H92ZM104 123V124H103ZM115 124V125H113V124ZM137 125H136V124ZM243 123V124H242ZM246 125H245V124ZM66 124H67V126H66ZM85 124H87V123H85ZM103 124V125H102ZM129 124H132V125H129ZM250 124H252V125H254V126H256V124H258V126H256V127H254V128H256L254 131H253V127L250 125ZM47 125V126H46ZM50 127H49V126ZM100 125H102V126H100ZM105 125H107V126H105ZM112 125V126H111ZM128 125V126H127ZM236 125V126H235ZM241 125H244V126H246V127H244V126H242L241 127ZM264 125V124H263ZM10 126V127H9ZM21 126V125H20ZM25 126H26V123H25ZM45 126V127H44ZM70 126H72V127H70ZM99 126H100V128H99ZM117 126L119 127V128H117ZM162 126V127H161ZM22 127V128H21ZM21 127H19V125H17V124H15V123H13V122H11V121H5V122H0V128H1V130L4 128V130H5V132L4 133H8L9 134V131H10V133H17L18 135H21V136H24V135H22V129L23 128H25L24 126H21ZM70 127V128H69ZM89 127V128H88ZM115 127V128H114ZM137 127L139 128V130H137L136 131V129H137ZM241 127V128H240ZM6 128V129H5ZM7 128H8V130H7ZM12 128V129H11ZM72 128V129H71ZM98 128V129H97ZM102 128V129H101ZM122 128H124V130H125V132H128V130L130 131L129 133H125L124 132V130L122 131L121 129ZM135 128V129H134ZM186 128H185V130H186ZM257 128H258V130H257ZM26 129V128H25ZM28 129V128H27ZM131 129V128H130ZM263 129V130H262ZM16 130V131H15ZM56 130V131H55ZM71 130V131H70ZM147 130V129H146ZM174 130H175V128H174ZM177 130V129H176ZM235 130H236V132L238 131V133H236L235 132ZM243 130H245V131H242ZM38 131V132H37ZM60 131V132H59ZM89 131V132H88ZM99 131H101V132H99ZM170 131V132H169ZM189 131V132H188ZM231 131V130H230ZM252 131V132H251ZM261 131V132H260ZM0 132H3V131H0ZM107 132V133H106ZM110 132L112 133L113 132V135H114V133L116 134V135H114V137H113V135L111 136V138L109 137V138H107V137H105L106 136V134H109V136H110ZM187 132V133H186ZM260 132V133H259ZM74 133V134H73ZM79 133V134H78ZM83 134V136H80V135H82ZM99 133H101V134H99V136H97ZM133 133H135V134H133ZM165 133V132H164ZM170 133V134H169ZM171 133H172V135H171ZM178 133H179V135H178ZM240 133V134H239ZM256 133V134H255ZM263 133V134H262ZM1 134V133H0ZM59 134H61V135H59ZM79 136H78V135ZM92 134H94V135H92ZM174 134V135H173ZM176 134V135H175ZM190 134V135H189ZM248 134H250L249 136H246V135H248ZM40 135V136H41ZM52 135V136H51ZM86 137H85V136ZM119 136V138L120 137H124V138H120L121 140H124V141H126L127 143H128V152L127 151H124L122 148H120L121 147V145H120V143H119V145L118 144H116V142L117 141H121L119 138H118V136ZM127 135V136H126ZM242 135H243V137H244V139L242 138H240V136L242 137ZM257 135V136H256ZM261 135V136H260ZM41 136V137H42ZM59 136H61V137H59ZM90 136V137H89ZM97 136V137H96ZM108 136V135H107ZM115 136H116V139H115ZM172 136V137H171ZM174 136H175V139H174ZM185 136V137H184ZM238 136V137H237ZM130 137V138H129ZM182 137H183V139L187 142V143H185L184 145H183V141H182ZM188 137H189V140H188ZM249 139H248V138ZM258 137V138H257ZM261 137H263V138H261ZM58 138H60V139H58ZM87 138V139H86ZM92 138V139H91ZM104 138V139H103ZM106 138H107V140H106ZM127 138V139H126ZM254 138V139H253ZM102 139V140H101ZM109 139V140H108ZM111 139V140H110ZM113 139H115L116 141H114ZM134 139H136L135 141H136V143L138 142V144H139V141H140V145L142 146L141 147V149H139L138 148V145L136 146V145H132V143H130V142H132V140H134ZM191 139V140H190ZM239 139V140H238ZM251 139H253V141L251 140ZM258 139V140H257ZM0 140H3V136L2 135H0ZM85 140V141H84ZM113 140V141H112ZM174 140V141H173ZM245 140V141H244ZM249 140H251L250 142H249ZM257 140V141H256ZM89 141V142H88ZM100 141V142H99ZM103 141V142H102ZM111 141V142H110ZM128 141H130V142H128ZM151 142V144H150V142ZM173 141V142H172ZM184 141V142H185ZM189 141V142H188ZM194 141V142H193ZM197 141V142H196ZM255 141V142H254ZM261 141V142H260ZM82 142V143H83ZM95 142V143H94ZM106 142H108V143H106ZM144 142V141H143ZM148 142H149V144H148ZM171 142V143H170ZM246 142H248V143H246ZM253 142V143H252ZM258 142H260L259 144H257ZM107 144V146H106V144ZM111 143V144H110ZM118 143V142H117ZM129 143H130V145H129ZM196 143H199V144H196ZM224 143V144H223ZM104 146H103V145ZM173 144H175V143H173ZM246 144V145H245ZM252 144V145H251ZM90 146V147H88V146ZM118 145V146H117ZM146 145H148V146H146ZM193 145V146H192ZM221 145H222V147L224 148V145H226L225 144V141L224 142H222L221 143ZM242 145H243V147H242ZM264 145V144H263ZM262 145V146H263ZM1 146L2 147H4L5 148V145H4V143L3 142H1ZM45 146V147H44ZM41 149L42 150H45L46 152H48V153H50V152H52L50 149H49V145H44ZM117 146V147H116ZM149 146H151V147H149ZM155 146H156V148H155ZM260 147V149L262 150V152H260L261 150L260 149H258L259 147ZM159 147V146H158ZM176 148H178V149H182V148H180L179 146L177 147V146H175ZM195 147V149H192V148H194ZM226 147H227V145L225 146V149H226ZM91 148V149H90ZM97 148V149H96ZM116 148H118V149H116ZM144 148V149H143ZM264 148V147H263ZM6 149V148H5ZM102 149V150H101ZM108 149V150H107ZM110 149V150H109ZM151 149V150H150ZM86 151V152H85ZM95 151H96V153H95ZM122 151V152H121ZM145 151V152H144ZM75 152V154H73ZM85 152V153H84ZM90 154V155H92V156H90L88 153ZM98 152V153H97ZM126 152V153H125ZM72 153V154H71ZM77 153V154H76ZM123 153V154H122ZM125 153V154H124ZM181 155L180 156H182V155H184V153H182L181 152V150H180V152H179ZM259 153H260V155H259ZM75 155V156H74ZM83 155V156H82ZM258 155V156H257ZM113 156H115V158L113 157ZM119 156H121V157H119ZM193 156H195V157H193ZM85 159H84V158ZM193 157V158H192ZM261 156L259 157V159H263ZM56 159L54 156H52V159ZM74 160V163H73V161L72 160ZM193 159H194V161H193ZM98 160V161H97ZM185 160V161H184ZM190 160V161H189ZM192 160V161H191ZM103 163H102V162ZM128 161V162H127ZM187 161V162H186ZM188 161H189V164H187L188 163ZM198 161H200V163L204 166H202V165H200V163L198 162ZM84 164V163H86V164H88V165H86V164H84V165H82V163ZM94 162V163H93ZM100 162V163H99ZM181 162V161H180ZM191 162H194V164L193 163H191ZM186 163V164H185ZM197 163H199V164H197ZM18 164V165H17ZM79 164V165H78ZM89 164H92V166L89 168ZM97 164H99V166H100V168H102V167H104V169L105 170H108L111 166H113V165H119V169L120 170H125L123 173H121V174H119V176L117 177L118 179H115V177H113V176H109V180H110V183L112 184L113 183V186L112 185H109L110 183L107 181H104V180H102L100 177H99V175H100V171H98L100 168H99V166H97ZM104 164V165H103ZM123 164V165H122ZM125 164V165H124ZM128 164V165H127ZM76 165V166H75ZM98 167V169H95V168H92V167ZM103 165V166H102ZM107 165V166H106ZM121 165V166H120ZM194 165V166H193ZM12 166H15L16 168H17V170H19V172L21 173V172H23V171H25V170H27V169H30V171L28 172V175H30L28 178H30V180L31 181H33V182H36V183H39V185L38 186H40L41 188H43V187H46V185L44 184V182L42 183L41 181H39L38 179H37V176H36V170H32V168H33V166H32V164H30V163H21V164H19V163H17V162H13V164H12ZM83 166V167H82ZM109 166V167H108ZM44 167V168H43ZM49 168V166L46 164V165H42L41 166V168H40V170L41 171H43V173H44V176H46V177H48L49 175V170H48V168ZM82 167V169H79V168H81ZM108 167V168H107ZM128 167V168H127ZM198 167H200V168H202V170L203 171H201L200 169V171L201 172H205V173H201L199 170H198ZM47 168V169H46ZM84 168V169H83ZM88 170H86V169ZM238 168V170H236ZM5 169V168H4ZM4 169H2V166H0V174H3V175H5V176H7L8 174H9V172H7L6 170H4ZM78 169V170H77ZM95 169V170H94ZM241 169V170H242ZM244 169H245V171H244ZM81 170V171H80ZM90 170V171H89ZM94 170V171H93ZM101 170V169H100ZM196 170H198V171H196ZM247 170V171H246ZM33 171V172H32ZM45 171H46V173H45ZM169 171H170V173H169ZM174 171V172H173ZM194 171H192V172H194ZM237 171H238V173H237ZM90 172V173H89ZM97 174H96V173ZM100 172V173H99ZM147 172H149V171H147ZM146 172V173H147ZM180 172H182V174L180 173ZM184 172H186L185 174H184ZM231 172V173H230ZM95 173V174H94ZM99 173V174H98ZM155 173V174H154ZM241 175H240V174ZM47 174V175H46ZM157 174V175H156ZM173 174L175 175V176H177L178 178H182V180L181 179H177V177H174L173 176ZM183 174H184V176H183ZM191 174V175H190ZM226 174H229L230 176H228V175H226ZM251 176H250V175ZM252 174H255V178H257L256 176H258L259 177V179H256L255 180V178H254V175H252ZM23 175V174H22ZM76 175V176H75ZM189 175V176H188ZM193 175H194V177H193ZM218 175V176H217ZM238 175V176H237ZM36 176V177H35ZM90 178H89V177ZM121 176V177H120ZM125 176V177H124ZM155 176L157 177V179H155ZM183 176V177H182ZM188 177V179L189 180H187V177ZM199 176V177H198ZM200 176H201V178L202 177H205V178H207V179H205L204 181H203V179L200 181ZM209 176V177H208ZM242 176V177H241ZM99 177V178H98ZM213 177V178H212ZM217 177H219V178H217ZM229 177V178H228ZM244 177V178H243ZM262 177V178H261ZM93 178H94V180H93ZM114 178V179H113ZM123 178V179H122ZM153 178H154V180H153ZM171 178V179H170ZM195 178V179H194ZM197 178V179H196ZM211 179L212 178V180H214L215 181V178L216 179H220V183H218V185L217 186H220V184L221 183H223V182H225V183H223L224 184V186H223V184H221V187H215V184H214V186H212V184L210 185V183L208 184L207 183V185L206 186H204L205 184H203V182H206V180L208 181V179ZM232 178V179H231ZM234 178V179H233ZM238 178V179H237ZM242 178H243V180H242ZM245 178H248L247 180L250 182L249 183V185L252 183L253 185H250V186H247L246 187V184H247V182L245 181ZM24 179H26V178H24ZM98 179V180H97ZM108 179H106V180H108ZM120 179V180H119ZM209 179V180H210ZM22 180H23V178H22ZM29 180V179H28ZM87 180H89V181H87ZM94 181V183H92L93 181ZM96 180V181H95ZM113 180V181H112ZM119 180V181H118ZM152 180V181H151ZM184 180V181H183ZM200 181V182H198L197 183V181ZM236 180V181H235ZM256 181V182H253V181ZM258 180V181H257ZM129 181H130V184H129ZM140 181H142L141 183H140ZM186 181V182H185ZM191 181V183L192 184H194L193 186H191V183H188V182H190ZM203 181V182H202ZM238 181V182H237ZM243 182V184H244V188H242V187H239V185L241 186V185H243V184H240V183H242ZM252 181V182H251ZM90 182V183H89ZM98 182H101V183H99V184H101L102 185V187H101V185L100 186H96V185H98ZM121 182V183H120ZM127 182V183H126ZM144 182V184H146V188L142 185V188H141V184ZM146 182V183H145ZM155 182H157V184L155 183ZM170 182H171V185H169L170 184ZM228 182L230 183V184H232V185H230L229 184V187H230V189H229V187H228ZM240 182V183H239ZM261 182V183H260ZM68 185H67V184ZM87 183H89L90 184V186H91V183H92V186L91 187H88L89 186V184H87ZM96 183V184H95ZM117 183H119V184H117ZM123 183V185H122V187L124 186V187H126V188H121V184ZM134 183V184H133ZM140 183V184H139ZM151 183H154V184H156V187H155V185H153V184H151ZM234 183V184H233ZM237 183V184H236ZM256 183V184H255ZM259 183L260 184H262V185H259ZM76 184V185H75ZM103 184H104V186H103ZM128 184V185H127ZM136 184H139V185H137L136 186ZM151 184V185H150ZM164 184V185H163ZM180 184V185H179ZM202 184V185H201ZM258 184V185H257ZM67 185V186H66ZM72 185H73V187H72ZM84 185V186H83ZM116 185V186H115ZM131 185V187H129ZM161 185H163L164 187L166 186V189L164 188V190H161V188L163 187H161L160 188V186ZM199 185V186H198ZM255 185H257L256 187H255ZM148 186V187H147ZM201 186V187H200ZM203 186V187H202ZM232 186L234 187L233 188V190H235L233 193H232ZM252 186V187H251ZM260 186H262V187H260ZM112 187H114V188H112ZM117 187V188H116ZM134 187V188H133ZM138 187H140V188H138ZM144 187V188H143ZM171 187H174V188H171ZM212 187H215V188H212ZM86 188V189H85ZM87 188H88V190H87ZM111 188V189H110ZM171 188V189H170ZM192 188L194 189V191L192 190ZM212 188V189H211ZM219 188H221V189H219ZM238 188V189H237ZM250 188H253V189H250ZM75 189H76V191H75ZM108 189H110V191L108 192ZM127 189V190H126ZM129 189V190H128ZM136 189V191H133V190H135ZM156 189V190H155ZM197 189V191L198 190H200V193L199 192H195V190ZM201 189H203V191H202V196L203 197H205V198H202V196H200L201 195ZM211 191V192H209V190ZM215 189V190H214ZM218 189V190H217ZM240 189V192L238 191ZM249 189V190H248ZM256 191H255V190ZM259 189H260V191H259ZM138 190V191H137ZM155 190V191H154ZM159 190V191H158ZM170 190V191H169ZM212 190H214L213 191V193H212ZM253 190V191H252ZM262 190V191H261ZM11 191L13 192V193H17L19 196H22L23 198H25L26 196H25V192L24 191H22V189H18V188H12L11 189ZM107 191V192H106ZM112 191V192H111ZM174 191V192H173ZM204 191H206L207 193H205ZM217 191V192H216ZM70 192V193H69ZM115 192V193H114ZM132 192V193H131ZM140 192V193H139ZM144 192V193H143ZM167 193L168 192V195L167 194H164V193ZM172 192V194H170L169 195V193H171ZM208 192H209V194H208ZM246 192V193H245ZM248 192V193H247ZM249 192H250V194H249ZM251 192H253V193H251ZM258 193V192H261L260 194L258 193V194H255V193ZM73 193V194H72ZM106 193V194H105ZM139 193V194H138ZM187 193V194H186ZM204 193L206 194V196L204 195ZM240 193V194H239ZM71 194V195H70ZM85 194H86V196H85ZM136 194V195H135ZM216 196H215V195ZM241 194H242V196H241ZM249 194V195H248ZM131 195V196H130ZM139 195H141V196H139ZM160 195V196H159ZM173 195V196H172ZM207 195H208V197H207ZM60 196H62V197H60ZM78 196V197H77ZM114 196V197H113ZM133 196V197H132ZM180 196V197H179ZM200 196V197H199ZM243 196H247V197H245V198H248L249 197V200L248 199H245L246 200V203L248 202V204H246L245 202H244V197ZM252 196V197H251ZM95 197V198H94ZM98 199H97V198ZM102 197L103 198H105V199H103V201H102ZM243 197V198H242ZM39 198H41V199H39ZM68 198V199H67ZM79 198V199H78ZM85 198L87 199V200H89V202H91V203H89L88 201H86V202H88L89 203V205H87V204H85L86 202H85ZM171 198V199H170ZM200 198H201V200H200ZM230 198V199H229ZM242 198V201H240V199ZM252 198V199H251ZM255 198V199H254ZM57 199H59V200H57ZM75 199V200H74ZM82 199H84V201L82 200ZM97 200V201H95V200ZM117 199V200H116ZM120 199H122V201L120 200ZM134 199H137V200H134ZM142 199V201H144V202H142V201H140ZM257 199V200H256ZM38 200H39V203L41 204H38ZM51 200V201H50ZM106 200V201H105ZM131 200V201H130ZM165 200V201H164ZM176 202H175V201ZM196 200H198L197 201V203H194V202H196ZM248 200V201H247ZM253 200H255L254 202H252ZM78 201V202H77ZM136 201V202H135ZM199 201H201V203H203L202 205L200 204V202ZM204 201H207V204H206V202L204 203ZM208 201H209V203H208ZM35 202H37V203H35ZM43 202V203H42ZM66 204H65V203ZM77 202V203H76ZM93 202V203H92ZM134 202V203H133ZM140 202H142V203H140ZM149 202H151V204H149ZM160 202H161V204H160ZM199 202V203H198ZM221 202V203H220ZM227 202H230V203H227ZM244 203L245 205H247V207H244L243 208V206H244V204H241V203ZM56 203H58V204H56ZM84 203V204H83ZM133 203V204H132ZM147 203H148V205H147ZM189 203V204H188ZM262 203H263V206H262ZM56 204V205H55ZM62 204V205H61ZM74 204H76V205H74ZM83 208H81L80 210L78 209V208H80V206ZM146 204V205H145ZM154 204H156V205H154ZM159 205V207L160 208H158V205ZM165 204V205H164ZM204 204H206V206L204 205ZM257 204V205H256ZM259 204H261V206H259ZM48 205V206H47ZM59 205V206H58ZM86 205V206H85ZM92 205H94L95 207H94V209H96L98 212L96 213V210L94 211V210H92L93 209V206ZM164 205V206H163ZM191 205V206H190ZM203 205H204V207H203ZM233 205H235V206H233ZM256 205V206H255ZM44 206H45V208H44ZM55 206V207H54ZM66 206V207H65ZM71 206V207H70ZM77 206V207H76ZM79 206V207H78ZM89 206V207H88ZM98 208H97V207ZM99 206H100V208L102 209V211H100L101 209L99 208ZM102 206V207H101ZM116 206H118V207H116ZM133 206V207H132ZM179 206V207H178ZM199 208H198V207ZM248 206L250 207V208H248ZM73 207H75V208H73ZM85 207H86V209L87 210H85V211H87V212H85L84 211V209H85ZM92 207V208H91ZM168 207V208H167ZM176 207V208H175ZM203 207V208H202ZM226 207H227V209H226ZM43 208V209H42ZM47 208V209H46ZM50 208V209H49ZM55 208V209H54ZM59 208V209H58ZM62 208V209H61ZM89 208V209H88ZM125 208V209H124ZM130 208H132L133 210H131ZM143 208V209H142ZM167 208V209H166ZM175 208V209H174ZM206 208H208V209H206ZM246 208H248V210L246 209ZM42 211H46L49 215H55L54 217H56V216H58L59 214H62L63 213V215H64V218L66 219H64V222H63V226L61 225V227H59L60 226V224H58V226L56 227V225L55 224H57L56 222H53V221H48V219H43L41 216H40V213L42 212ZM56 209H57V211H56ZM116 209V210H115ZM173 209V210H172ZM183 209V210H182ZM197 209V210H196ZM200 209V210H199ZM206 209V210H205ZM256 209H259L258 210V212L256 211ZM263 209V210H262ZM53 210V211H52ZM73 210H75L74 212H73ZM79 210V211H78ZM112 210V211H111ZM119 210V211H118ZM157 210H159L158 212H157ZM217 210V211H216ZM219 210V211H218ZM235 210H237V211H235ZM246 210V211H245ZM262 210V211H261ZM60 211V212H59ZM66 211H67V214L69 213L70 215H74V216H68L67 214H65L66 213ZM116 212V215H115V212ZM124 211L126 212V213H124ZM175 211V212H174ZM193 211V212H192ZM197 211V212H196ZM204 211H206V212H204ZM208 211V212H207ZM233 211V212H232ZM239 211H242L243 213H241V212H239ZM249 211V212H248ZM53 212H55V213H53ZM58 214H57V213ZM83 212V213H82ZM91 212H92V214H91ZM105 212H106V214H105ZM165 212H167V213H165ZM174 212V213H173ZM188 212H191V213H188ZM215 212V213H214ZM216 212L218 213V214H216ZM93 213H94V215H93ZM99 213V214H98ZM101 213V214H100ZM109 215H108V214ZM110 213H111V215H110ZM154 213V215H152ZM187 213V214H186ZM230 213V214H229ZM234 213H236V214H234ZM256 215H255V214ZM90 214V215H89ZM121 214V215H120ZM158 214V215H157ZM241 214V215H240ZM248 214H250V217L248 216ZM19 217H18V216ZM63 215H61V216H63ZM65 215H67L68 217H70V218H68L67 216H65ZM100 215V216H99ZM105 215H107V216H105ZM112 215H114V217L112 216ZM177 215V216H176ZM212 215V216H211ZM226 215V216H225ZM233 215H235V216H233ZM252 215V216H251ZM50 216V217H51ZM75 216H76V218H75ZM95 216V217H94ZM98 216V217H97ZM110 218H109V217ZM151 216L153 217V218H151ZM158 216L161 218V220H162V222H161V220H160V218H159V225L160 226H162L161 227V229L162 228H164L163 230H165L164 232L163 231H161V229L158 231V229L160 228V226L159 225H157V226H155V228H149L147 225H146V221L148 220L149 222H153L155 219V221H157L158 219ZM185 216H187V217H185ZM189 216V217H188ZM9 217V218H8ZM106 217V218H105ZM108 217V218H107ZM174 217V218H173ZM226 217H228V218H226ZM245 217V218H244ZM83 218V219H82ZM103 218H105V219H103ZM143 218H148L147 220H145V222H144V219ZM166 218V219H165ZM240 218H242V221H243V223L245 222H247L245 225H246V232H245V234H244V232H242L241 233V231H240V233H238L239 232V230H238V228H237V223H238V221H239V219ZM257 218H258V220H257ZM263 218V219H262ZM2 219H3V221H2ZM16 219V220H15ZM96 219V220H95ZM151 219V220H150ZM153 219V220H152ZM185 219H189L190 221H191V225H189V224H186V221H185ZM234 219V220H233ZM252 221H254V222H252ZM6 220V221H5ZM37 220V221H36ZM42 220V221H41ZM69 222H68V221ZM80 220V221H79ZM85 221V222H83V221ZM102 220V221H101ZM105 220V221H104ZM111 220H114L113 222H111ZM143 220V221H142ZM170 220V221H169ZM180 220V221H179ZM213 220L214 221H216V222H213ZM230 221V222H228V221ZM233 220V221H232ZM237 220V221H236ZM246 220V221H245ZM248 220L250 221V223L248 222ZM255 220L257 221V222H255ZM261 220H263L262 221V224H256V223H258V221L259 222H261ZM11 221V222H10ZM18 221V222H17ZM24 221V222H23ZM72 221V222H71ZM82 221V222H81ZM91 221H92V223H91ZM99 221V222H98ZM154 221V222H155ZM172 221H173V223H174V225H175V227H174V225H173V223H172ZM223 223H222V222ZM225 221H227L228 222V224H226V222ZM67 224H66V223ZM124 222H126V224H127V226L125 225V223ZM144 222V223H143ZM178 222H180V223H178ZM212 222V223H211ZM225 222V223H224ZM232 222V223H231ZM236 222V223H235ZM20 223V224H19ZM69 223V224H68ZM98 223H100L99 225H98ZM113 223V224H112ZM123 223V224H122ZM129 223V224H128ZM166 223H168L169 224V226H166L167 224ZM176 223V224H175ZM200 223V224H199ZM4 224V225H3ZM65 224V225H64ZM77 224V225H76ZM92 224V225H91ZM103 224V225H102ZM108 224V225H107ZM117 224V225H116ZM162 224H164V225H162ZM213 224V225H212ZM234 224V225H233ZM30 225V226H29ZM49 225V226H48ZM91 225V226H90ZM106 225V226H105ZM133 225V226H132ZM177 225V226H176ZM229 225L230 226H232L233 228H231V227H229ZM251 227V225L254 227V228H256V227H258V228H256L255 230L257 231L258 229V231L256 232V231H254V228H252L251 227V229H250V227ZM258 225V226H257ZM38 226H41V227H43V229L42 228H38ZM47 226V227H46ZM76 226V227H75ZM99 226V227H98ZM180 226H181V228H180ZM184 226V227H183ZM194 226V227H193ZM200 226V227H199ZM206 226H208L207 227V229H209V230H204V228L206 227ZM230 228H228V227ZM166 227V228H165ZM210 227V228H209ZM226 227H227V229H226ZM262 227V228H261ZM56 228V229H55ZM64 228H66V229H64ZM95 228V229H94ZM113 228V229H112ZM120 229V230H118V229ZM128 228V229H127ZM157 228V229H156ZM175 228V229H174ZM179 228V229H178ZM203 228V231L201 230ZM212 228V229H211ZM217 228V229H216ZM221 230H223V231H220V229ZM236 228V229H235ZM250 229V231L251 232H249L248 230ZM47 229V231L45 232V230ZM69 229H72V230H69ZM75 231H74V230ZM169 231H168V230ZM198 229H199V231H198ZM206 229V228H205ZM211 229V230H210ZM229 229V230H228ZM49 230H51L50 232H48ZM57 230V231H56ZM68 230H69V232H68ZM82 230V231H81ZM84 230V231H83ZM153 230V231H152ZM188 230V231H187ZM219 230V231H218ZM227 230H228V232H227ZM234 230V232H230V231H233ZM238 230V231H237ZM56 231V232H55ZM79 231V232H78ZM109 231V232H108ZM152 231V232H151ZM156 231H158V232H156ZM161 231V232H160ZM206 231H209V232H206ZM226 231V232H225ZM237 231V232H236ZM254 233H253V232ZM262 231V232H261ZM44 232V233H43ZM58 232V234H56ZM76 232H78V233H76ZM149 232V233H148ZM153 232H154V234H153ZM156 232V233H155ZM166 232V233H165ZM175 232V233H174ZM183 233V235L182 234H180V233ZM213 232V233H212ZM221 232H223V233H221ZM230 232V234H231V236H230V234H228ZM247 232H249V233H247ZM149 235H148V234ZM158 233H159V235H158ZM160 233H162L161 235H162V237H161V235H160ZM164 233V234H163ZM170 233V234H169ZM172 233H174V234H172ZM206 233H209V236H207V234ZM226 233H227V235H226ZM252 235H251V234ZM257 233V234H256ZM43 234V235H42ZM118 234V235H117ZM153 234V235H152ZM156 234L158 235V236H156ZM179 234V235H178ZM195 234H196V236H195ZM199 234V235H198ZM201 234V235H200ZM202 234H204V235H202ZM233 234L235 235H237V237H239L238 238V240L236 239L237 237H236V235H235V237L233 236ZM101 235V236H100ZM165 235H167V236H165ZM170 235V236H169ZM257 236V237H255V236ZM206 236V237H205ZM232 236H233V238L234 239H232ZM241 236H243V237H241ZM250 236H252V237H250ZM192 237V238H191ZM212 237V238H211ZM150 238H151V240H150ZM163 239L164 240V243H163V240H160V239ZM187 238V239H186ZM203 238V239H202ZM207 238V239H206ZM210 238V240L209 241H206V240H208ZM241 238H243V239H241ZM251 238V239H250ZM254 238V239H253ZM257 240H256V239ZM113 239V240H112ZM174 239V240H173ZM177 239V240H176ZM179 239H181L183 242H181V244H180V242L179 243H176ZM190 239V243H189V241L187 242V240H189ZM153 240V243H150L151 241ZM172 240H173V243H172ZM199 240V241H198ZM253 240V241H252ZM110 241V242H109ZM116 243H115V242ZM133 241V242H132ZM166 241H171V243L170 242H166ZM174 241H176V242H174ZM263 241V242H262ZM44 242V243H43ZM124 244H123V243ZM166 242V243H165ZM197 242H199V244H197ZM205 242V243H204ZM227 242V243H226ZM230 242V243H229ZM238 243L237 245V247L235 246L236 245V243ZM118 243V244H117ZM126 243H128L129 244V246H130V248H129V246H128V248H127V244ZM130 243L132 244V245H130ZM134 243H135V246H134ZM156 243V244H155ZM184 243H185V245H184ZM188 243V244H187ZM215 243V244H214ZM233 243H235V244H233ZM61 244V245H60ZM83 244V245H82ZM176 244V245H175ZM180 244V245H179ZM193 244H197V245H194L193 246ZM201 244L202 245H204V246H202V247H200L201 246ZM209 244H211V245H209ZM16 245V246H15ZM25 245V246H24ZM56 245H57V247L59 248H57L56 247ZM60 247H62V248H60ZM69 245V246H68ZM103 245H105V246H103ZM110 245H112V248H111V246ZM152 246V247H150V246ZM155 247H154V246ZM157 245V246H156ZM172 245V246H171ZM190 245V246H189ZM193 247H192V246ZM214 245V246H213ZM222 245V246H221ZM230 246V247H227V246ZM233 245L235 246V247H233ZM248 246V251H247V249H246V246ZM33 246V247H32ZM53 246V247H52ZM83 246V247H82ZM103 246V247H102ZM120 246V247H119ZM138 247V248H135V250H134V247ZM139 246H141V247H143V249H141V247H139ZM148 247V249L147 248H144V247ZM176 248H175V247ZM188 246V247H187ZM196 246V247H195ZM198 246V247H197ZM218 246H220V247H218ZM223 246H225V247H223ZM241 246V247H240ZM245 246V247H244ZM252 246V247H251ZM54 247H56V248H54ZM76 247V248H75ZM82 247V248H81ZM98 247V248H97ZM124 247V248H123ZM132 247V248H131ZM151 249H150V248ZM157 247V248H156ZM167 247V248H166ZM171 249H170V248ZM188 249H187V248ZM195 247V248H194ZM207 247H209L210 249H208ZM217 249H216V248ZM222 247V248H221ZM243 247V248H242ZM259 247V248H258ZM262 247V248H261ZM8 248V249H7ZM51 248V249H50ZM52 248H53V250H52ZM74 248V249H73ZM100 248V249H99ZM115 248V249H114ZM125 248H127V249H125ZM166 248V249H165ZM169 248V249H168ZM175 248V249H174ZM194 249L192 252L194 253V254H192V252H191V249ZM213 248V249H212ZM229 248V249H228ZM231 248V249H230ZM234 248V249H233ZM252 248H254V249H252ZM18 249V250H17ZM56 249V250H55ZM99 249V250H98ZM109 249V250H108ZM131 249V250H130ZM154 249V250H153ZM159 249L161 250H165L164 252H162V254H161V251H159ZM201 249V250H200ZM223 249H225V250H223ZM227 249V250H226ZM257 249V250H256ZM49 250V251H48ZM52 250V251H51ZM58 251V253L59 254H56V252L55 251ZM62 250V251H61ZM64 250H65V252L67 253V254H65V252H64ZM79 250V251H78ZM102 250H104L103 252H101ZM106 250V251H105ZM118 250V251H117ZM211 250V251H210ZM212 250H213V252H212ZM259 250V251H258ZM35 251H37V252H35ZM60 251V252H59ZM70 251H76L75 252V254H74V252H70ZM84 251H85V253H84ZM99 251V252H98ZM111 251V252H110ZM113 251V252H112ZM257 251H258V253H257ZM262 251V252H261ZM52 252V253H51ZM54 252H55V254H54ZM80 252H81V254H80ZM88 252V253H87ZM92 252L94 253H99V254H92ZM153 252H155V254L153 253ZM187 252V253H186ZM197 252H199V253H197ZM218 252H220V253H218ZM43 253V254H42ZM62 253V254H61ZM73 253V254H72ZM89 253H91V254H89ZM171 253V254H170ZM189 253H191L190 255H189ZM204 253V254H203ZM217 253H218V255H217ZM224 253V254H223ZM231 253V254H230ZM239 253V254H238ZM250 253V254H249ZM252 253V254H251ZM256 255H255V254ZM84 254V255H83ZM86 254H88V255H86ZM136 254V255H135ZM138 254V255H137ZM150 254H151V256H150ZM158 254L160 255V256H158ZM165 254V255H164ZM187 256H186V255ZM221 255V257H220V255ZM228 254V255H227ZM235 254L238 256H236V258H235ZM242 254H244L243 255V258H242ZM245 254H247V255H245ZM262 254V255H261ZM27 255V256H26ZM37 255H38V257H37ZM45 255L47 256V257H45ZM61 255V256H60ZM71 255V256H70ZM76 255V256H75ZM81 255H83V256H81ZM93 255V256H92ZM141 255V256H140ZM144 255V256H143ZM154 255H156V256H154ZM196 256L195 258L197 259V260H199L200 259V257L199 256H203L204 258H205V260L203 259V257H202V262L201 263H195L194 261H193V259H191L189 256H191V257H194V256ZM232 255V256H231ZM241 255V256H240ZM255 255V256H254ZM44 256V257H43ZM53 258H52V257ZM78 256V257H77ZM89 256V257H88ZM96 256H97V258H96ZM139 256V257H138ZM234 256V258H232ZM258 256H260V257H258ZM37 257V258H36ZM68 257V258H67ZM75 257V258H74ZM89 259V260H86L87 258ZM177 261V259L179 260V262L177 263L173 258ZM180 257V258H179ZM182 257L183 258H185V259H182ZM187 257V258H186ZM230 257V258H229ZM249 257V258H248ZM252 257V258H251ZM46 258V259H45ZM79 258H80V260H79ZM82 258V259H81ZM86 258V259H85ZM96 258V259H95ZM162 258V259H161ZM164 258V259H163ZM190 258V259H189ZM245 258H247V259H245ZM258 260H257V259ZM36 259V260H35ZM40 259V260H39ZM41 259H43V260H41ZM77 259V260H76ZM139 259V260H138ZM227 259V260H226ZM243 259V260H242ZM252 259V260H251ZM27 260V261H26ZM38 260V261H37ZM84 260H86V261H84ZM114 260V261H113ZM181 260V261H180ZM237 260V261H236ZM245 260H247V262L245 261ZM251 260V261H250ZM261 260H263V261H261ZM32 261V262H31ZM49 261V262H48ZM125 261V262H124ZM144 261V262H143ZM170 261V262H169ZM175 261V262H174ZM193 261V262H192ZM210 261V262H209ZM226 261H228V262H226ZM63 262V263H62ZM168 262V263H167ZM183 262V263H182ZM200 262V261H199ZM215 262V263H214ZM237 262V263H236ZM240 262V263H239ZM246 262V263H245Z\"/></svg>", "mask_w": 264, "mask_h": 264}]
</instances>
